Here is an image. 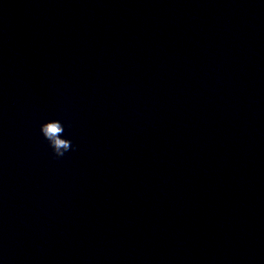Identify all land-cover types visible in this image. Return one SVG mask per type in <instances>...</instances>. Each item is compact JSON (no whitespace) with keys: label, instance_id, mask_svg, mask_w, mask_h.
<instances>
[{"label":"water","instance_id":"95a60500","mask_svg":"<svg viewBox=\"0 0 264 264\" xmlns=\"http://www.w3.org/2000/svg\"><path fill=\"white\" fill-rule=\"evenodd\" d=\"M0 264H264V0H0Z\"/></svg>","mask_w":264,"mask_h":264},{"label":"clouds","instance_id":"9594fccd","mask_svg":"<svg viewBox=\"0 0 264 264\" xmlns=\"http://www.w3.org/2000/svg\"><path fill=\"white\" fill-rule=\"evenodd\" d=\"M40 132L52 149L54 158H62L65 153L75 150L70 139L62 138L65 133V127L60 120L51 119L42 123Z\"/></svg>","mask_w":264,"mask_h":264}]
</instances>
